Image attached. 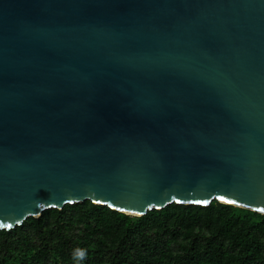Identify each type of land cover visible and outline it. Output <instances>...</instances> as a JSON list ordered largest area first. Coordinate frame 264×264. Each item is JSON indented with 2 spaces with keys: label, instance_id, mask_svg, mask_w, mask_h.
Listing matches in <instances>:
<instances>
[{
  "label": "water",
  "instance_id": "water-1",
  "mask_svg": "<svg viewBox=\"0 0 264 264\" xmlns=\"http://www.w3.org/2000/svg\"><path fill=\"white\" fill-rule=\"evenodd\" d=\"M215 199L264 214V0H0L1 229Z\"/></svg>",
  "mask_w": 264,
  "mask_h": 264
},
{
  "label": "trees",
  "instance_id": "trees-1",
  "mask_svg": "<svg viewBox=\"0 0 264 264\" xmlns=\"http://www.w3.org/2000/svg\"><path fill=\"white\" fill-rule=\"evenodd\" d=\"M264 264V214L213 200L137 216L86 200L0 228V264Z\"/></svg>",
  "mask_w": 264,
  "mask_h": 264
},
{
  "label": "clouds",
  "instance_id": "clouds-1",
  "mask_svg": "<svg viewBox=\"0 0 264 264\" xmlns=\"http://www.w3.org/2000/svg\"><path fill=\"white\" fill-rule=\"evenodd\" d=\"M86 256V250L85 249H76L73 253V259L76 262V264H79L80 261H82Z\"/></svg>",
  "mask_w": 264,
  "mask_h": 264
},
{
  "label": "snow or ice",
  "instance_id": "snow-or-ice-1",
  "mask_svg": "<svg viewBox=\"0 0 264 264\" xmlns=\"http://www.w3.org/2000/svg\"><path fill=\"white\" fill-rule=\"evenodd\" d=\"M219 199L223 200L224 197H219ZM197 203H207V201H197Z\"/></svg>",
  "mask_w": 264,
  "mask_h": 264
}]
</instances>
